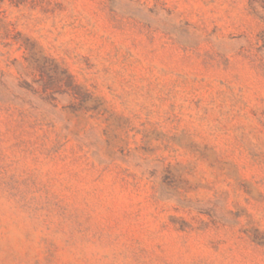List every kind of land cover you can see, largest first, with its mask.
Returning a JSON list of instances; mask_svg holds the SVG:
<instances>
[{
  "label": "rangeland",
  "instance_id": "obj_1",
  "mask_svg": "<svg viewBox=\"0 0 264 264\" xmlns=\"http://www.w3.org/2000/svg\"><path fill=\"white\" fill-rule=\"evenodd\" d=\"M0 264H264V0H0Z\"/></svg>",
  "mask_w": 264,
  "mask_h": 264
}]
</instances>
